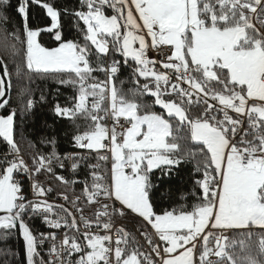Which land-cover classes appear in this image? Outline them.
<instances>
[{"label": "snow or ice", "instance_id": "snow-or-ice-1", "mask_svg": "<svg viewBox=\"0 0 264 264\" xmlns=\"http://www.w3.org/2000/svg\"><path fill=\"white\" fill-rule=\"evenodd\" d=\"M31 5L42 8L50 23L30 26ZM79 5L0 0V110L6 113L0 114V138L8 146L0 157V229L19 228L26 264H213L212 257L217 264H264V0H79ZM10 9L22 18L19 30L7 27ZM62 15L74 18L82 39L63 35ZM42 32L51 33L58 46H43ZM150 48L166 56L159 63L171 71L156 70ZM110 54L132 68L135 87L125 91V82L117 83L121 61L108 63ZM34 73L58 74L60 84L73 87L71 106L56 103L54 112L74 124L78 117L91 122L72 142L94 153L97 163L79 152L61 155L54 137L41 141L52 151L32 155L31 166L23 158L14 130L18 113L35 107L28 86ZM13 76L17 107L11 105ZM144 95L153 103L142 102ZM182 127L186 134H180ZM109 159L110 170L102 174L100 162ZM66 161L72 173L81 165L90 169L91 182H83L82 192L89 205L102 196L120 207L103 203L95 220L84 216L81 197L70 200L66 194L81 181L55 171L65 169ZM185 162H194L198 177L181 198L190 195L197 203L190 211L182 206L157 214L156 172L162 183ZM42 173L64 187L57 196L71 208L49 202L54 189L36 179ZM21 177L30 182L33 198ZM129 211L142 218L137 231L150 251L124 227L116 229L115 241L93 230L107 233L113 216ZM34 217L49 231L31 228L26 220ZM61 229L59 239L55 230Z\"/></svg>", "mask_w": 264, "mask_h": 264}, {"label": "trees", "instance_id": "trees-1", "mask_svg": "<svg viewBox=\"0 0 264 264\" xmlns=\"http://www.w3.org/2000/svg\"><path fill=\"white\" fill-rule=\"evenodd\" d=\"M54 4L61 8L74 9L78 8L79 0H52ZM17 0H11V4L15 5ZM106 14H111V10H107ZM10 16V21L7 25L9 30L12 29H21L22 18L15 13L14 10L10 9L8 12ZM74 18L70 16H63L61 19L62 24V33L68 39H82V34L77 32L76 27L74 26ZM50 23L49 18L44 14V10L37 5H31L29 9V24L32 27L44 26L45 24ZM257 27H260L257 22ZM264 30V29H262ZM39 42L45 47H56L58 42L53 39L51 33L42 32L41 36L38 37ZM120 60L121 66L117 74L118 80H123L125 83L123 85L125 91L127 89L135 87L132 83V68L125 66L123 64V58L119 55L110 54L106 60L108 63L111 61ZM134 64V62L129 61V65ZM10 71H14L12 65H9ZM32 80L28 85L31 91V97L36 101L35 107L26 114H19L16 120V127L14 130V138L17 140L18 145L21 149V155L31 166V157L35 153H50L52 151V146L41 143L42 140L56 139V150L63 155L65 152H78V149L73 147L72 137L75 134L82 133L87 130L88 124L90 121H85L82 117H78L75 121V124L72 120L61 118L55 115L54 106L56 103H59L63 106H71L72 97L75 95V91L71 85H62L58 82L61 78L58 74H31ZM99 79H105L103 73H94ZM67 78V76H64ZM26 82V81H25ZM141 84L145 81L143 78H140ZM13 89L11 91V105L13 107L18 106L17 99V82L15 76H13ZM41 95H43L44 100L41 101ZM91 99V98H90ZM142 102L152 104L154 98L144 95ZM153 111L157 113L162 110L153 106ZM0 114H6L4 110L0 111ZM102 114V113H101ZM192 115H196L195 112ZM175 126L179 125L178 120L171 121ZM79 124L80 127L77 128L75 125ZM186 127L181 128L180 134H186ZM183 143V141H181ZM32 145V147H29ZM8 146L0 138V157L7 152ZM101 167L104 169L108 168L107 163H102ZM194 162H185L180 165L179 168H174L169 177H165L164 181L161 183L160 180H157L156 177L160 175L159 171L156 172L153 180L154 183L161 184L159 191H157L153 196V207L154 211L157 214H162L165 210L176 209L177 211L181 210L183 206L184 210H191V206L197 203L194 197L188 196V198L182 199L181 193L188 194L194 187L193 181L198 177V174H194ZM55 171L59 174H62L58 168ZM68 175V174H66ZM74 179L75 177L81 179H90L89 172L85 168H80L78 172L68 175ZM36 179L41 182L45 187H52L54 191L51 194V199L54 202L56 201L55 197L60 191H65L64 187L59 184L58 181L54 179L50 174L42 173L38 174ZM80 185H83V182L76 183V185H71L66 194L68 196L78 195L83 196L80 189ZM25 186V182H24ZM26 190V186H25ZM128 221L135 224H139L138 221L129 218L127 214ZM126 220V221H127ZM29 223L30 227L33 228L36 232H40L41 226L39 223V218L34 217L31 220H26ZM140 226V224H139ZM252 231L259 232V229L253 228ZM149 232V231H148ZM151 233V232H149ZM233 237L237 236V233L231 234ZM47 247L45 246V249ZM0 264H18L15 250L14 242V233L9 231L4 233V230L0 229Z\"/></svg>", "mask_w": 264, "mask_h": 264}, {"label": "built area", "instance_id": "built-area-1", "mask_svg": "<svg viewBox=\"0 0 264 264\" xmlns=\"http://www.w3.org/2000/svg\"><path fill=\"white\" fill-rule=\"evenodd\" d=\"M161 47L164 49L165 52H168V46H161ZM150 53H151L152 58L157 61V64L155 65L156 70H159V71H167L165 69H162L161 66H160V63H159L160 61L166 60V56L163 55V54H158L157 51L156 50H153V49H150ZM185 87H187V86L185 85ZM108 123L110 125L111 124V121L109 120ZM78 152L81 153V154H83V155H89L88 154V150H85V149H78ZM109 156H110V154H109ZM94 157H95V154L94 153L91 154V155H89V161L91 163H93V164L97 163V160ZM109 161H110V159H109ZM109 161L106 162L107 165H108ZM102 163H105V162H100L101 165H102ZM65 164H66L65 169H63V170H61L59 168L58 169L60 170V172H62L61 175L65 176V178L72 179V177L68 176L70 174H74L70 170V162L66 161ZM82 167L85 168V169H87L88 172H90V169H88L84 165H81V168ZM100 171L102 172V174H104V173H108L109 172V169L108 168L107 169H104L103 167H101ZM66 174H68V175H66ZM89 178L90 179H88L87 181L90 183L91 182L90 175H89ZM21 179H23L24 182H25V186H26L25 194L30 199L33 198V193H32L31 188H30V182L27 180V178L21 177ZM74 179H76V177ZM85 180L86 179H84V180L81 179L80 181L84 182ZM73 185H76V184H73ZM79 190L81 191V193L83 192V185H80V189ZM51 194L52 193H49L48 196L46 197L49 200V202H52V203H55V204H64L66 207L71 208V205L68 202L63 201L58 196L55 197V199H56L55 202L53 200H51V199H54V198H51ZM75 196H78V195H71V196H69V199L70 200L71 199H74ZM80 197H81V200L78 201L77 203H78V206H80V207L83 208V215L86 216V217H88V218H90V219H93V220H95V212H96V210L97 209H100L101 208V205L103 203H108L109 205L114 206V207H117V208L120 207L119 204H117L115 202H114V204H112L111 201L105 200L102 196L99 198V201L100 202L97 203V204H94V205H89L87 203V199H86L85 196H80ZM73 212L77 216V219H78V222H79V215L80 214L79 213H75V210L74 209H73ZM38 218H39V223H40V226H41V230L40 231H49V229L46 228L45 224L42 223L41 218L40 217H38ZM126 218H127V214L124 217H120L119 215H114L113 218H112L113 219V228L111 230L107 231V233L103 229H99V230L95 229V226H93V230L96 231L97 234H100V235L109 234V235L112 236L113 241H115V239H116V237L118 235V233L116 232V229H118L120 227H124V229L126 231H128L130 234L136 236L137 240H139V242H140L141 245H144V248L142 250L150 251V248L147 246L146 241L144 240L143 237L140 236L139 231H137V229L140 227L139 224L137 225V224H135L133 222H130ZM106 219L107 218H104V217L101 218V220H106ZM79 223H80L81 229L83 230V224H82V222H79ZM55 231L58 232V238L59 239H62L63 232L65 230L64 229H61V230H55ZM45 246L48 247L47 244H45ZM211 259L213 260V264H217L218 258L212 257Z\"/></svg>", "mask_w": 264, "mask_h": 264}, {"label": "water", "instance_id": "water-1", "mask_svg": "<svg viewBox=\"0 0 264 264\" xmlns=\"http://www.w3.org/2000/svg\"><path fill=\"white\" fill-rule=\"evenodd\" d=\"M12 231L14 233V242H15L17 262L18 264H26V249H25V243L23 241L22 234L18 227L16 229H12Z\"/></svg>", "mask_w": 264, "mask_h": 264}, {"label": "crops", "instance_id": "crops-1", "mask_svg": "<svg viewBox=\"0 0 264 264\" xmlns=\"http://www.w3.org/2000/svg\"><path fill=\"white\" fill-rule=\"evenodd\" d=\"M128 216H129V218L132 217V219H134L135 221H138L139 224L141 225L142 218L136 216L135 214L131 213L130 211L128 212ZM145 223H146V222H145ZM147 231H149V232H154V230L151 229V226H150V225H147ZM161 243H163V242H161Z\"/></svg>", "mask_w": 264, "mask_h": 264}, {"label": "rangeland", "instance_id": "rangeland-1", "mask_svg": "<svg viewBox=\"0 0 264 264\" xmlns=\"http://www.w3.org/2000/svg\"><path fill=\"white\" fill-rule=\"evenodd\" d=\"M149 43H150V38H149ZM137 47H138V45H137ZM148 57H149L150 59H152V56L149 54V51H148ZM157 107H159V106H157ZM159 108H160V107H159ZM160 109H161V108H160ZM161 110H162V109H161ZM114 202L119 204V202H117V201H111L112 204H114Z\"/></svg>", "mask_w": 264, "mask_h": 264}]
</instances>
